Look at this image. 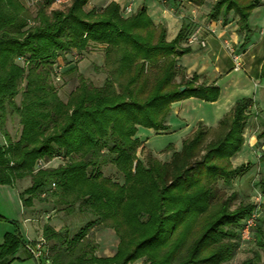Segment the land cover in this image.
<instances>
[{
  "label": "trees",
  "instance_id": "obj_1",
  "mask_svg": "<svg viewBox=\"0 0 264 264\" xmlns=\"http://www.w3.org/2000/svg\"><path fill=\"white\" fill-rule=\"evenodd\" d=\"M89 1L70 0L54 8L55 0H44L27 8L19 0H0V185L15 187L28 177L30 186L19 194L23 208L38 199L66 215L90 217L74 235L45 225L42 237L51 245L34 262L226 264L256 207L240 204L232 210V197L224 198L216 184L229 185L247 171L246 164L232 168L231 160L245 143L253 100L235 101L216 128L198 123L169 161L151 155L140 160L139 129L165 133L174 103L191 98L214 103L219 87L198 84L195 73L186 78L178 65L191 53L181 45L188 24L167 41L165 26L155 25L145 7L124 16L114 2L97 9L88 8ZM258 7L254 0H215L208 18L216 22L234 15L245 47L253 32L250 14ZM94 47L103 53L102 65L94 66L104 75L99 86L78 74L71 59H82ZM74 73L77 85L64 102L54 81ZM259 79L264 80V61ZM14 117L20 121L16 141L7 129ZM257 139H264V125ZM260 159L264 162V156ZM53 160L62 163L46 168ZM106 166L115 169L122 184L102 175ZM258 185L264 196V176ZM12 224L14 231L3 234L0 264L17 262L20 249L33 259L18 224ZM95 228L113 230L118 240L113 256L96 255ZM256 244L264 251L260 226ZM254 253L242 264H260Z\"/></svg>",
  "mask_w": 264,
  "mask_h": 264
},
{
  "label": "rangeland",
  "instance_id": "obj_2",
  "mask_svg": "<svg viewBox=\"0 0 264 264\" xmlns=\"http://www.w3.org/2000/svg\"><path fill=\"white\" fill-rule=\"evenodd\" d=\"M258 1L260 2V9L264 13V9H262L264 7V0ZM204 2V5L201 7L191 5V9L196 8L197 10L194 16L190 15L194 21L189 22L187 37L181 45L182 47L191 46L189 44V38L192 35H196L198 41H204L206 45L205 47H200L193 44L198 50L190 55L183 56L181 63H185L188 66L195 64L202 66L203 64H207L208 68L206 74L198 76H200V80L206 83L216 79V85L219 87L220 93L219 98L214 102L216 103L215 106L212 105L213 103H206L197 99L198 101L188 103L182 107L184 108L182 116L184 118L186 117L188 123H191V127L197 126L199 123L198 120L202 119L208 123H213L211 125H214L213 128H216L218 124V122H215L216 116L221 114L222 118L223 115L226 114V111L230 110L232 103L234 104L235 101L241 98L253 100V106L250 108L249 119L244 132L245 143L242 150L231 160L232 168H238L246 164L247 171L244 175L233 178L229 185H225L222 180H219L216 185L218 190L224 195V198L232 197V210L240 204H252L257 207L254 227L252 228L250 238L239 240V248L236 254L226 264H242L245 260L252 258L253 254H255L254 252L259 253L261 257L260 264H264V251L256 244L257 227L260 226L264 233V196L261 195L258 185L259 180L264 176V162L260 159L264 156V139H257L264 125V80L262 81L259 79V67L262 65V61H264V24L260 21L258 22L255 16L250 20V29H252L253 32L250 41L247 46H245L247 49H245V47H242L243 37L240 36L238 30L234 29L235 16L230 14L226 19L219 18L216 22H213L208 18V12L215 0H204ZM53 7L56 8L55 5H53ZM191 9H189V11ZM189 14L192 13L189 12ZM227 25H230V27H228V34L233 35L234 32L238 33L240 41H234L232 43L228 39L219 38V30L224 29ZM208 36H213L221 40L224 46H229L235 54H239L241 63L240 72L233 70L235 64L229 55V50L226 47L223 49L220 45L215 47L211 40L208 39L206 41V37ZM93 49H95L93 51L94 55L85 54L82 59L76 56L71 59L77 66L78 74L83 75L93 85L99 86L104 80V75L101 72L94 71V66L98 65L99 59L101 60L103 53L100 47H94ZM209 49L213 50V54L211 52L207 54ZM215 55L218 60L215 59ZM61 64H63V62ZM216 67L220 69V76L214 73ZM61 72H63V70H61ZM76 76V73L66 76L63 74L61 82L54 81V85L62 101L65 102L70 93L69 91L76 87ZM255 84H258V87L255 86ZM16 101H19V97H17ZM177 120L175 115L169 117V123L172 122L171 124H173V127L176 129L180 127L176 124ZM19 122L17 117L8 119L7 129L12 141H16L19 137ZM190 135L191 134L187 133H178V130L176 134L170 132L156 134V132L152 130L141 128L138 131V137L142 140L144 149L142 152L139 150L138 158L144 160L145 156L151 155L160 162H167L175 148L181 149L182 139L188 138ZM0 145H3V140L1 138ZM61 163L60 160H53L51 163L46 164L45 167L56 168ZM102 173L105 177L119 184L123 183V178L110 166L104 167ZM30 183L31 180L27 177L22 181H18L15 187L0 185V217L2 218L0 221V244L2 243L3 234L14 231L12 222L18 224L21 234L25 233L22 224L24 211L21 207L16 188L19 193H21L30 186ZM40 198L42 199L43 196ZM32 207H34V209H25L27 213L30 212L31 223L35 229V234L40 233L41 237L45 225H52L57 231L63 227L67 228L69 234L74 235L80 227L90 219V217L86 219V217L84 218L77 213L66 215L60 207H54L52 203L41 202L38 199L33 200ZM47 216L48 218L46 219L45 217ZM44 222H46V224ZM92 234L97 245L96 255L98 257H111L115 254L118 240L113 230L95 228L92 230ZM40 240H42L41 244L43 247L44 244L50 243L45 242L43 237L38 241ZM28 244L30 248L33 247L32 243ZM24 251L25 255L21 256H24L23 258H27V260L15 261L13 264L33 263L34 260L29 258V254L26 250ZM21 252L23 253V251ZM132 264L145 263L144 261H137Z\"/></svg>",
  "mask_w": 264,
  "mask_h": 264
},
{
  "label": "crops",
  "instance_id": "obj_3",
  "mask_svg": "<svg viewBox=\"0 0 264 264\" xmlns=\"http://www.w3.org/2000/svg\"><path fill=\"white\" fill-rule=\"evenodd\" d=\"M19 2L23 6L25 5V0H19ZM111 2L116 3L118 6H120V8L129 7L131 12H132L131 14H133L137 10L142 9L143 7H145L147 15L150 17V19L152 20V22L155 25L161 24V25L165 26V28H166L165 32H166L167 41H171V40H173L175 38L176 34L178 33L179 29L181 28V26L183 24H189V22H193L194 21L190 17V15L194 16V13H196V10H197L196 8H192L191 9V5L189 3H187L186 0H164V2H160V0H155V1L154 0H90L88 5H87V7L88 8L92 7V8L100 9V8H104L106 5H108ZM260 8L261 7L256 8L252 12V14H250L251 15L250 20H252V18L255 16L256 20H258V22L260 21V22H262L264 24V13L261 11ZM189 9H191V10L189 11ZM262 9H264V7ZM189 12L192 13V14H189ZM228 27H230V25H227V26L224 27V29L219 30V32H218L219 38L228 39L232 43L234 41L235 42L236 41H240V39L238 37L239 36L238 33L234 32L233 35H229L228 34ZM234 29L237 30L236 23H234ZM226 34H228V35H226ZM208 39L212 41V43H213V45L215 47L220 45L221 47H223V49H225V46L222 44L221 40H218V39L214 38L213 36L206 37V41ZM189 47L191 49V53L190 54H192V53H194V52H196L198 50V48L194 47L193 45H191ZM245 49H247V47H245ZM94 50L95 49L91 48L90 52L87 53L86 55H88V54L94 55V53H93ZM207 52H208L207 54H209L210 52L213 54V50L212 49H209ZM190 54H188V55H190ZM215 57H216V55H215ZM182 58L178 59V65L185 69L186 78H190L192 73H196L197 75L206 74V71H207V68H208L207 64H203L202 66H199V64L188 66L185 63H183V64L181 63V59ZM228 58H229V55H228ZM215 59L218 60L217 57ZM61 63H62V59H59L58 60V64L63 66V64H61ZM102 63H103V56H102L101 60L99 59V63H98L97 66H101ZM217 66H218V64H217ZM259 68H261V65H260ZM238 72H240V71H238ZM214 73L216 75H218V76L221 75L220 69L218 67L215 68ZM200 79L201 78L199 76V80H198L199 83L198 84H204L206 86L210 85V84H213V83L216 84V79H214V80L212 79L213 81H208L207 83L203 82ZM178 80L179 79H177V81ZM257 85L258 84H255V86H257ZM196 101H198V100L194 99V98H191V99H187V100H184V101H180L178 103H174L171 106L170 114H169V116L167 117V120H166L167 121L166 124L169 126V130L166 131L167 133L170 132V133L176 134L177 130H178V133L181 132V134H186V133L187 134H191L193 132V130H194V128L196 126L195 127H191V123H188L186 117L184 118L182 116L183 115V111H184V108H182V107L184 105L188 104V103H193V102H196ZM212 105L215 106L216 103H213ZM233 105L234 104L232 103V105L230 107V110L233 107ZM230 110L226 111V114ZM172 115H175L177 117V119H178L177 122H176V124H178L180 126L178 129L173 127L174 125L171 124L172 122L169 123V117L172 116ZM221 116H222L221 114L216 116L217 118H215V120H216L215 122H218V120L221 118ZM198 122L202 123L204 126L209 127V128H213V126H214V125H211L213 123H208L206 121H203L202 119L198 120ZM0 138L3 140L1 135H0ZM185 139H182V141L185 140ZM3 144H4V140H3ZM0 146H2V145H0ZM179 150H180L179 148H175L174 149V151H179ZM16 191H17V195H18V198H19V194L20 193L17 190V188H16ZM19 201H20V198H19ZM20 203H21V201H20ZM21 207H22V204H21ZM31 209H34V207H31L28 210H31ZM23 211H24L23 212L24 219L22 221L23 222L22 224H23L25 233L22 234V236L24 237L25 241H27V243H32V245L34 246L39 239H42V237L40 236L41 235L40 233L35 234V232H34L35 229H34V227L32 226V223H31L32 220L30 218V212L27 213V210L25 208H23ZM27 215H29V216H27ZM45 218L47 219L48 216L45 217ZM44 223L46 224V222H44ZM50 245H51V242L48 243V244L47 243L44 244V248H42V251H46V249ZM21 251H23V253ZM24 253H25L24 249H20L19 250V252H18V254L16 256L18 258L17 261H26L27 260V258H23L24 256H21V255H25ZM31 260H34V259H31ZM34 261H33L32 264H35ZM14 263H15V261H14ZM46 264H49V263H46Z\"/></svg>",
  "mask_w": 264,
  "mask_h": 264
},
{
  "label": "built area",
  "instance_id": "obj_4",
  "mask_svg": "<svg viewBox=\"0 0 264 264\" xmlns=\"http://www.w3.org/2000/svg\"><path fill=\"white\" fill-rule=\"evenodd\" d=\"M44 0H25V6L27 8H33L34 6H36L37 3L42 2ZM161 2H164V0H160ZM70 2V0H55L54 5L56 7H64L65 5H68ZM122 9V14L124 16H129L131 15V10L129 7H124L121 8ZM189 44L190 45H198L200 47H205V42L204 41H198V38L196 35H192L189 38ZM228 50H229V55L231 56L233 62H234V71H239L240 70V56L239 54H235L234 51L229 47V46H225ZM256 207V206H255ZM256 213H257V207L255 209V211L253 212V214L245 221V225H243V230L241 233V237L242 240L244 239H249L250 236V230L251 228H253L254 226V220L256 218ZM42 240L38 241L33 247H31L29 249L30 254H32L34 260H38L41 256H42V248H44L41 244Z\"/></svg>",
  "mask_w": 264,
  "mask_h": 264
},
{
  "label": "water",
  "instance_id": "obj_5",
  "mask_svg": "<svg viewBox=\"0 0 264 264\" xmlns=\"http://www.w3.org/2000/svg\"><path fill=\"white\" fill-rule=\"evenodd\" d=\"M254 1H255L256 4L259 2L258 0H254ZM183 90H184V88L180 89V91H183Z\"/></svg>",
  "mask_w": 264,
  "mask_h": 264
}]
</instances>
